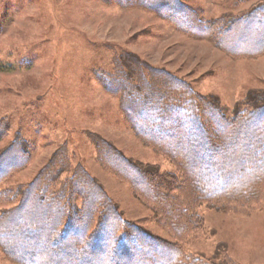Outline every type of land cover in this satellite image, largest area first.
Masks as SVG:
<instances>
[{
	"label": "trees",
	"instance_id": "16d2710c",
	"mask_svg": "<svg viewBox=\"0 0 264 264\" xmlns=\"http://www.w3.org/2000/svg\"><path fill=\"white\" fill-rule=\"evenodd\" d=\"M118 1L144 6L184 32L213 38L227 53L264 52V0L236 16L211 20L182 0ZM115 71L101 73L99 80L118 95L134 134L164 154L176 170L160 173L104 140L96 142L98 160L153 208L177 242L126 220L101 185L82 167L71 169L56 151L32 181L0 190L1 201L14 203L0 213V249L17 264H223L187 255L182 243L201 226L200 207L246 211L261 202L264 92L249 93L228 114L216 99L134 55L120 57ZM7 129L0 121V140ZM20 144L13 140L0 153V182L25 163ZM63 173L69 174L60 181Z\"/></svg>",
	"mask_w": 264,
	"mask_h": 264
},
{
	"label": "rangeland",
	"instance_id": "374dc122",
	"mask_svg": "<svg viewBox=\"0 0 264 264\" xmlns=\"http://www.w3.org/2000/svg\"><path fill=\"white\" fill-rule=\"evenodd\" d=\"M182 1L211 20L236 16L263 0ZM127 54L185 80L228 114L249 93L264 92V52L227 53L213 38L184 32L144 6L118 0H0V121L8 125L0 153L18 139L26 157L1 180L0 190L26 185L61 151L71 169L82 167L103 187L126 220L177 242L153 208L97 157L96 142L104 140L136 163L156 166L160 173L176 170L134 134L118 95L99 80L101 73H116L119 58ZM13 205L0 200V213ZM198 212L201 226L182 243L187 255L264 264V196L246 211L203 206ZM0 264L17 263L0 249Z\"/></svg>",
	"mask_w": 264,
	"mask_h": 264
}]
</instances>
